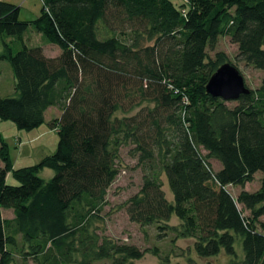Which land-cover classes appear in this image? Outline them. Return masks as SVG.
Masks as SVG:
<instances>
[{
  "label": "trees",
  "instance_id": "trees-1",
  "mask_svg": "<svg viewBox=\"0 0 264 264\" xmlns=\"http://www.w3.org/2000/svg\"><path fill=\"white\" fill-rule=\"evenodd\" d=\"M30 31L40 44L25 42ZM221 36L264 72V0H41L33 20L0 0V37L13 38L2 40L12 91L0 93V119L29 131L48 108L60 112L49 122L56 149L36 164L15 168L0 136V209L13 213L0 214V264H134L146 252L173 264L102 230L123 148L141 172L119 207L129 221L172 245L190 239L197 258L217 259L206 264H264V77L235 100L207 93L230 62L208 55ZM256 172L255 190H227Z\"/></svg>",
  "mask_w": 264,
  "mask_h": 264
},
{
  "label": "rangeland",
  "instance_id": "rangeland-1",
  "mask_svg": "<svg viewBox=\"0 0 264 264\" xmlns=\"http://www.w3.org/2000/svg\"><path fill=\"white\" fill-rule=\"evenodd\" d=\"M17 5L22 0H12ZM23 8L19 11V18L26 20H33L39 13L41 2L40 0H26L22 5ZM25 42L28 44H40L42 37L39 33L30 31L25 35ZM2 40L11 43L12 37H0V54L3 52ZM44 53L48 56H55L58 54V48L51 44H46ZM216 51L224 52L229 61L236 65L242 73L245 85L248 88H256L262 78L264 72L245 65L242 62L235 60L237 53V46L231 42L229 37L221 36L218 38L215 49L209 50L208 55L212 58ZM11 73L10 68L4 59H0V93L7 95L11 91ZM59 110L56 107H50L45 114V121L32 130L18 129L15 124L9 120L0 119V136L7 145L8 154L12 160L15 168L24 167L36 164L44 156L52 154L57 145L58 136L56 129L50 127L49 122L59 115ZM118 115H121L118 113ZM120 166L119 173L115 181L111 184L107 193V205L104 208L103 214L105 220L102 224V230L108 236L121 241L133 243L141 249L151 248L157 246L159 251L163 254L168 253L173 264H185V254H190L198 264H206L207 262H214L216 258L200 259L188 248L191 247L192 241L190 239H177L172 245L169 242L171 234L162 235L161 238L156 237V231L153 227H140V225L128 220L126 214L120 205L129 196L138 190L140 184V170L135 166V160L127 154V149L123 148L120 152ZM211 165L214 170L219 169V163L216 160H211ZM2 162L0 161V167ZM53 175L51 169L45 168L39 172L42 179L48 180ZM260 172H256L254 179L245 183L242 187L235 185H228L227 190L233 197L241 190L253 191L260 181ZM7 183L16 184L11 176H7ZM163 190L168 200H172V194L169 191L166 182ZM240 207V205H239ZM0 214L3 218H10L13 216L11 209H0ZM247 214V212H244ZM264 218V217H263ZM163 234L164 232H160ZM17 262L21 260L20 256H16ZM222 261L223 258L219 257ZM134 264H160L158 258L149 252H146L142 258L134 261Z\"/></svg>",
  "mask_w": 264,
  "mask_h": 264
},
{
  "label": "water",
  "instance_id": "water-1",
  "mask_svg": "<svg viewBox=\"0 0 264 264\" xmlns=\"http://www.w3.org/2000/svg\"><path fill=\"white\" fill-rule=\"evenodd\" d=\"M205 89L210 95L224 100H235L249 92L242 74L230 62H225L216 68L210 75Z\"/></svg>",
  "mask_w": 264,
  "mask_h": 264
},
{
  "label": "crops",
  "instance_id": "crops-1",
  "mask_svg": "<svg viewBox=\"0 0 264 264\" xmlns=\"http://www.w3.org/2000/svg\"><path fill=\"white\" fill-rule=\"evenodd\" d=\"M5 1H7V2H10V3H13V1L12 0H5ZM26 0H22V1H19V3H17V6L19 7V11H20V9H22L23 8V4H24V2H25ZM40 2H41V0H40ZM13 4H15V3H13ZM16 5V4H15ZM39 14V13H38ZM59 52V51H58ZM49 109V108H48ZM47 109V110H48ZM46 110V111H47ZM46 111H45V114H46ZM45 114H44V119H45Z\"/></svg>",
  "mask_w": 264,
  "mask_h": 264
}]
</instances>
